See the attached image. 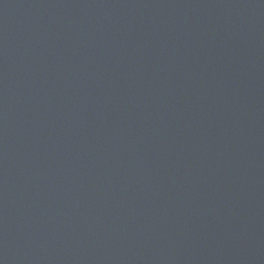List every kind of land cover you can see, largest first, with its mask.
<instances>
[{
	"label": "water",
	"instance_id": "95a60500",
	"mask_svg": "<svg viewBox=\"0 0 264 264\" xmlns=\"http://www.w3.org/2000/svg\"><path fill=\"white\" fill-rule=\"evenodd\" d=\"M0 264H264V0H0Z\"/></svg>",
	"mask_w": 264,
	"mask_h": 264
}]
</instances>
